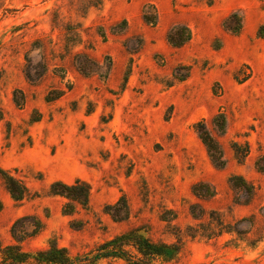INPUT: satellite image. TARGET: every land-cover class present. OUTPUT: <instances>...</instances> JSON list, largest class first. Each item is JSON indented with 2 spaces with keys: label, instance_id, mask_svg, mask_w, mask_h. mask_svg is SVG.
Wrapping results in <instances>:
<instances>
[{
  "label": "rangeland",
  "instance_id": "obj_1",
  "mask_svg": "<svg viewBox=\"0 0 264 264\" xmlns=\"http://www.w3.org/2000/svg\"><path fill=\"white\" fill-rule=\"evenodd\" d=\"M263 153L264 0H0V169L30 192L14 201L0 177L4 243L35 214L43 229L25 248L53 240L75 255L145 225L182 236L172 264H264ZM76 178L88 207L63 214L48 187ZM122 195L129 217L115 222L107 205Z\"/></svg>",
  "mask_w": 264,
  "mask_h": 264
},
{
  "label": "trees",
  "instance_id": "obj_2",
  "mask_svg": "<svg viewBox=\"0 0 264 264\" xmlns=\"http://www.w3.org/2000/svg\"><path fill=\"white\" fill-rule=\"evenodd\" d=\"M240 26L241 23L238 21L231 30L237 32ZM176 31V36H172L170 32L167 38L172 45L179 46L189 38V32L185 27ZM187 74L188 71L185 75ZM175 78L182 79L177 76ZM212 120L217 129L222 132L225 130L226 120L223 113H217ZM197 133L211 160L221 164L223 162L222 150L203 121L198 122ZM247 152L248 149L246 148L242 155ZM254 166L258 172L264 175V153L257 157ZM0 177L5 189L14 201L21 202L30 197L28 188L7 171L0 169ZM232 180L236 186L238 184L236 181H241L237 177H233ZM242 182H244V188L247 189L245 181ZM90 188L89 183L76 178L72 183L55 180L50 183L47 192L50 195L64 197L66 201L62 204L61 211L63 214H72L76 205H80L82 208L88 207ZM107 208L111 212H106L115 222L123 221L129 217V205L123 195L113 204L107 205ZM191 213L196 217L192 211ZM162 220L166 219L162 218ZM42 229L43 222L35 214H26L15 219L9 228L11 241L4 243L0 238V264H172L177 261L182 249V236L180 234L172 233L174 234V241L155 239L151 236L149 227L145 225L118 232L95 243L90 249L75 255L53 240H49L45 247L25 248L24 243H28ZM200 234L207 237L205 233ZM189 236L195 235L189 233Z\"/></svg>",
  "mask_w": 264,
  "mask_h": 264
}]
</instances>
